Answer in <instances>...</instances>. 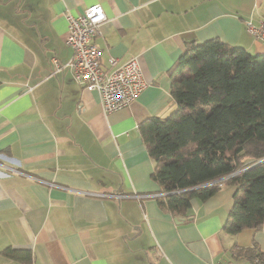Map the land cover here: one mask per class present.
<instances>
[{
	"label": "crops",
	"instance_id": "0c3cea01",
	"mask_svg": "<svg viewBox=\"0 0 264 264\" xmlns=\"http://www.w3.org/2000/svg\"><path fill=\"white\" fill-rule=\"evenodd\" d=\"M95 3L108 16L102 66L136 57L148 82L110 113L51 60L72 56L67 12ZM260 19L264 0H0V264H254L236 252L264 254V222L225 229L236 186L172 210L138 124L177 109L171 70L187 42L263 53L246 29ZM133 191L148 196L90 194Z\"/></svg>",
	"mask_w": 264,
	"mask_h": 264
},
{
	"label": "trees",
	"instance_id": "16d2710c",
	"mask_svg": "<svg viewBox=\"0 0 264 264\" xmlns=\"http://www.w3.org/2000/svg\"><path fill=\"white\" fill-rule=\"evenodd\" d=\"M177 109L150 116L138 127L155 162L161 199L185 212L222 185L236 186L225 229L237 233L264 222V52L252 53L219 38L189 41L171 70ZM242 248L254 264L264 254ZM14 255L17 256L15 253Z\"/></svg>",
	"mask_w": 264,
	"mask_h": 264
},
{
	"label": "built area",
	"instance_id": "2783aa9c",
	"mask_svg": "<svg viewBox=\"0 0 264 264\" xmlns=\"http://www.w3.org/2000/svg\"><path fill=\"white\" fill-rule=\"evenodd\" d=\"M66 17L68 29L65 40L72 49V56L65 64L53 57L51 60L55 72L69 67L76 82L87 90L98 93L105 113L129 107L148 86V82L144 79L142 67L136 57L119 65L118 58L110 57V69L102 66L103 48L97 38L103 33L102 25L108 21L104 7L95 3L76 14L67 12ZM246 29L255 38L264 41V19L257 23L246 21ZM90 194L138 200L148 196L134 191Z\"/></svg>",
	"mask_w": 264,
	"mask_h": 264
},
{
	"label": "rangeland",
	"instance_id": "374dc122",
	"mask_svg": "<svg viewBox=\"0 0 264 264\" xmlns=\"http://www.w3.org/2000/svg\"><path fill=\"white\" fill-rule=\"evenodd\" d=\"M63 64H65V63H63ZM19 170V169H18ZM44 182H47V183H49V184H51V185H57L56 183H52V182H48V181H45V180H43Z\"/></svg>",
	"mask_w": 264,
	"mask_h": 264
}]
</instances>
